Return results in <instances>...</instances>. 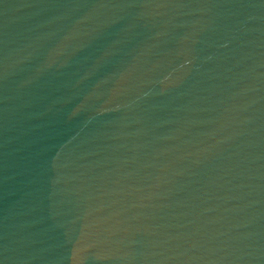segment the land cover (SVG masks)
<instances>
[{"label":"water","instance_id":"water-1","mask_svg":"<svg viewBox=\"0 0 264 264\" xmlns=\"http://www.w3.org/2000/svg\"><path fill=\"white\" fill-rule=\"evenodd\" d=\"M0 264H264V0H0Z\"/></svg>","mask_w":264,"mask_h":264}]
</instances>
